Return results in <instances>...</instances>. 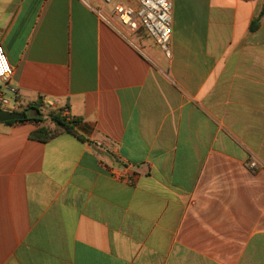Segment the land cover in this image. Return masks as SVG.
Listing matches in <instances>:
<instances>
[{"label": "crops", "instance_id": "1", "mask_svg": "<svg viewBox=\"0 0 264 264\" xmlns=\"http://www.w3.org/2000/svg\"><path fill=\"white\" fill-rule=\"evenodd\" d=\"M113 4L0 0V264H264V0H173L170 59Z\"/></svg>", "mask_w": 264, "mask_h": 264}, {"label": "built area", "instance_id": "2", "mask_svg": "<svg viewBox=\"0 0 264 264\" xmlns=\"http://www.w3.org/2000/svg\"><path fill=\"white\" fill-rule=\"evenodd\" d=\"M114 0H105L107 4H113ZM113 15L131 31H138L143 28L160 48L164 55L172 57V22H173V0H138L137 8L130 5L114 3L112 6ZM13 75V68L10 65L4 49L0 47V80L8 82ZM11 93L15 90L7 87ZM9 101L0 95V110L9 106ZM249 167L256 169V160L248 162Z\"/></svg>", "mask_w": 264, "mask_h": 264}, {"label": "trees", "instance_id": "3", "mask_svg": "<svg viewBox=\"0 0 264 264\" xmlns=\"http://www.w3.org/2000/svg\"><path fill=\"white\" fill-rule=\"evenodd\" d=\"M263 19H264V5L258 17L252 21L251 28H250L251 32L257 31ZM40 104L41 103L39 102L32 103L29 105V108L39 111ZM62 113H63V110L58 113L51 114L50 116L51 124L39 127L37 130H35L34 132L30 134V138L38 142L46 143L61 134L69 133V134H72L78 137L79 139L84 140L82 136L76 130L77 122L71 119H68L66 116H63ZM22 114L24 115L23 120L13 121L10 123L25 121L27 119L25 111H23Z\"/></svg>", "mask_w": 264, "mask_h": 264}, {"label": "water", "instance_id": "4", "mask_svg": "<svg viewBox=\"0 0 264 264\" xmlns=\"http://www.w3.org/2000/svg\"><path fill=\"white\" fill-rule=\"evenodd\" d=\"M23 118L24 115L22 113L0 110V123L20 121L23 120Z\"/></svg>", "mask_w": 264, "mask_h": 264}]
</instances>
